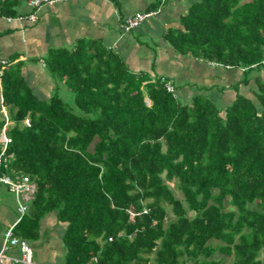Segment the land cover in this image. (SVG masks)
Returning <instances> with one entry per match:
<instances>
[{
    "label": "trees",
    "instance_id": "1",
    "mask_svg": "<svg viewBox=\"0 0 264 264\" xmlns=\"http://www.w3.org/2000/svg\"><path fill=\"white\" fill-rule=\"evenodd\" d=\"M25 1L0 0V18H16ZM183 1L182 30L164 37L176 53L241 69L234 90L264 69V0ZM20 67L0 73L2 172L33 185L15 237L36 241L54 212L65 224L63 264H264V81L255 80V102L183 103L167 79L131 73L113 51L81 40L45 59L77 114L57 91L39 100Z\"/></svg>",
    "mask_w": 264,
    "mask_h": 264
},
{
    "label": "crops",
    "instance_id": "2",
    "mask_svg": "<svg viewBox=\"0 0 264 264\" xmlns=\"http://www.w3.org/2000/svg\"><path fill=\"white\" fill-rule=\"evenodd\" d=\"M152 2L153 0H56L52 4H43L38 9L31 10L25 1L18 9L16 18H0V73L6 66L21 64V77L33 94L39 100H47L63 84L55 83L45 69L49 51L73 48L81 40L96 41L116 53L131 73L143 72L151 79H167L174 94L183 103L201 95L224 110L236 94L255 102V80L258 78L264 81V69L254 70L249 76V82L234 90L233 86L242 77L241 69L224 68L180 55L164 40L168 30H182L179 19L186 12L188 2L166 0L137 28L123 32L121 25L124 20L136 13H146V8ZM32 14L34 19L30 21L27 17ZM31 197L30 194L23 195L22 203L28 206ZM16 207V200L15 206L10 207L0 192V252L3 248L4 231L17 220ZM64 229L65 224L57 221L54 212L40 220L38 239L27 242L34 262L63 264ZM56 240L58 242H53ZM5 253L18 256L16 249L9 248Z\"/></svg>",
    "mask_w": 264,
    "mask_h": 264
},
{
    "label": "built area",
    "instance_id": "3",
    "mask_svg": "<svg viewBox=\"0 0 264 264\" xmlns=\"http://www.w3.org/2000/svg\"><path fill=\"white\" fill-rule=\"evenodd\" d=\"M55 1L56 0H27V5L31 10H35L43 4H52ZM149 16H151V13H136L132 16H128L121 25L123 32H129L137 28ZM27 19L32 21L34 19V15H28ZM165 87L168 92L174 94V89L169 83H166ZM2 112L5 114L3 109ZM5 122V126L0 131V185L4 186L7 191L15 197L17 203V220L14 225L6 229L3 233V248L0 252V264H38L32 259V251L28 243L13 235L15 225L27 212V206L22 203L21 198L23 195H32L33 185L27 177L12 179L2 172V168L4 167V163L6 161L5 153L9 144V139L6 136V126L8 125L7 118L5 119ZM23 123L25 126H28V119H25ZM131 216H133V214ZM108 240L110 241L111 239ZM9 248L16 249L18 256L7 255L5 251ZM93 264H97L95 258L93 259Z\"/></svg>",
    "mask_w": 264,
    "mask_h": 264
},
{
    "label": "rangeland",
    "instance_id": "4",
    "mask_svg": "<svg viewBox=\"0 0 264 264\" xmlns=\"http://www.w3.org/2000/svg\"><path fill=\"white\" fill-rule=\"evenodd\" d=\"M57 93H58L59 97L62 99V101L66 104V106L68 108H70L72 111H74L75 113L78 114V111L73 106V100H74V94H73V92L69 88H67L64 84H62V87L61 86L59 87ZM52 94L53 93H51V95ZM181 102H183V101H181ZM168 185L173 190L175 196L179 198L180 197V194L174 188V184L173 183H169ZM0 192L2 193L3 198L6 200L7 204L10 207H12V206L14 207L15 206L14 196L12 194H9L6 191V188L4 186H0ZM167 210H168V215L171 216V213H170L169 208H167ZM53 242H58V241L56 240V241H53ZM62 247H63V245H62ZM216 258L219 259L221 257L220 256H216ZM34 259H36V255L35 254H34ZM225 259L226 260L224 261L223 264H231L232 263L231 258H225Z\"/></svg>",
    "mask_w": 264,
    "mask_h": 264
}]
</instances>
